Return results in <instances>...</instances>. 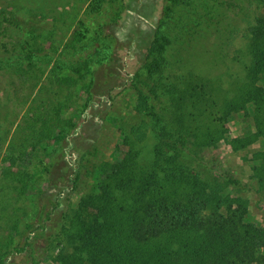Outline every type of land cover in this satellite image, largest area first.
I'll return each instance as SVG.
<instances>
[{
  "label": "rangeland",
  "instance_id": "374dc122",
  "mask_svg": "<svg viewBox=\"0 0 264 264\" xmlns=\"http://www.w3.org/2000/svg\"><path fill=\"white\" fill-rule=\"evenodd\" d=\"M2 8L15 18L12 41L31 39V46L44 49L54 41L59 55L48 63L38 56L23 60L26 67H44L43 72L36 70L38 75L31 81L38 85L29 89L25 98L17 93L11 74L0 70V264H58L60 248L72 251L55 239L62 226L61 210L67 204V209L88 204L87 197L100 189L102 168L116 167L130 154L134 157L131 161L137 163L129 167L142 170L138 175L141 180L148 174L145 167L152 160L157 140L149 132L145 141L138 142L130 128L143 119L152 121L146 110L137 108L138 93L140 87L145 91L150 88L144 82L149 81L147 68L154 58L151 48L162 33L171 43L155 89L158 96L153 94L156 110L165 118L174 114L168 91L171 84L183 85V79L211 84L214 95L210 93L196 107L192 100L185 106L192 113L188 120L191 128L206 131L208 126L221 131L216 147L201 153L207 161L204 163H215L222 171L201 164L199 176L224 183L228 171L248 183V190L241 193L248 201L246 221L264 228V186L253 177V166L259 159L256 154L264 151V142L256 136L253 111L240 109L219 119L227 100L245 92L251 83L249 74L254 75L250 65L256 58L248 28L264 11L257 0H0ZM221 18L216 30L215 23ZM203 19L212 22L204 30L199 26ZM32 31L36 37L31 36ZM85 41L86 46H81ZM66 58L81 66L58 71ZM66 74L73 77L72 84L55 86L53 79ZM94 79V99L87 107L90 94L86 85ZM150 83L153 85L152 80ZM57 99L69 101L65 106H54ZM40 105H48L49 110L34 116ZM83 110L81 120H75L78 126L83 124L77 134L74 131L67 140L58 142L53 128ZM12 149L14 163L5 160ZM37 164L44 172L54 169V187L32 180L31 186L23 188ZM5 169L11 171L10 176ZM19 173L23 183L12 181ZM190 174L197 177L194 171ZM130 191L132 198L134 188ZM127 192L129 189L122 202L131 201ZM60 193L63 203L49 219L46 212L52 209L55 194ZM15 219L22 228L27 222L33 226L10 237L9 225ZM40 224L46 227L44 231ZM23 246V250L17 249ZM143 250L150 249L144 245Z\"/></svg>",
  "mask_w": 264,
  "mask_h": 264
},
{
  "label": "trees",
  "instance_id": "16d2710c",
  "mask_svg": "<svg viewBox=\"0 0 264 264\" xmlns=\"http://www.w3.org/2000/svg\"><path fill=\"white\" fill-rule=\"evenodd\" d=\"M257 2L264 8V0ZM222 22V18L217 19L216 30ZM211 23L209 19H203L199 26L204 30ZM14 25L15 18L9 10L0 9V70L11 74L18 86L17 93L20 96L23 94L25 98L28 96L27 91L38 85L31 81L38 75L36 70L43 72L44 67H26L23 60L38 56L41 61L48 63L54 55H59V46L53 41L44 49L31 46V39L25 42L12 41ZM82 30L88 32L87 27H82ZM248 31L252 35V53L256 58V65H250L251 74L254 75L249 74L251 83L245 92L227 100L219 119L224 120L240 109L252 110L256 136L264 142V46L261 44L264 43V11L257 15ZM77 33L84 37V33ZM31 36L36 37L34 31ZM170 43L171 39L163 33L153 41L151 52L154 58L147 68L149 81L144 82V86L152 89L145 91L144 87L139 88L137 108L140 111L146 110L152 116V121L143 119L140 124L130 128L133 138L138 142L145 141L150 133L157 140L152 150V160L145 167L148 174L141 180L138 175L142 170L129 167L137 163L131 161L134 157L130 154L119 166H104V175L99 180L100 189L96 187L98 190L87 197L88 204L70 209H67V204L61 210L62 226L55 239L69 246L72 251L60 248L56 257L58 264H264V228L246 221L248 201L241 193L248 190V183L228 171L224 183L219 179L208 180L199 176L201 164L222 171L215 163H204L207 161L201 153L206 148L216 147L221 131L208 126L206 131L191 128L188 120L192 113L189 114L185 106L192 100L196 107L210 93L214 95L211 84L196 83L182 77L183 85L178 83L168 87L173 98L174 114L165 118L163 113L156 110L153 94L158 96L155 89L165 61L164 54ZM76 44L77 41L73 47ZM85 44L86 41L81 46ZM68 60L71 59L62 60L58 71L74 70L81 66L78 61L72 63ZM85 65L88 66V63ZM255 66L261 70L256 71ZM72 78L66 74L65 78L56 77L53 82H57L55 86L60 88L64 83L72 84ZM95 86V79L92 84L86 85L90 94L87 107L93 102ZM57 100L56 105H53L59 107L67 105L69 101L64 103ZM44 109L48 111V105L37 107L34 116H39ZM84 113L85 110L77 113V117L71 121L53 128L58 142L67 140L74 131L77 134L83 124L78 126L75 120L80 121ZM68 142L72 143L70 139ZM14 152L15 149H12L5 160L14 163ZM256 157L259 159L253 166V177L263 187L264 151L258 152ZM190 171H194L197 177L191 175ZM4 172L6 176L11 175L9 169ZM54 172V169L47 168L44 172L37 164L33 174L28 173L29 183L23 188L31 186L32 180L47 182L49 188L54 187ZM12 181L24 182V179L19 173L12 176ZM130 188H134L132 198ZM128 189L131 201L122 202ZM61 194H55V202H51L52 209L46 212L49 219L52 212H58L63 203ZM32 226V222H27L22 228L18 219L13 220L9 225L10 237ZM39 227L41 231L46 228L42 224ZM144 245H148L150 250H143ZM17 249L21 251L24 246Z\"/></svg>",
  "mask_w": 264,
  "mask_h": 264
}]
</instances>
